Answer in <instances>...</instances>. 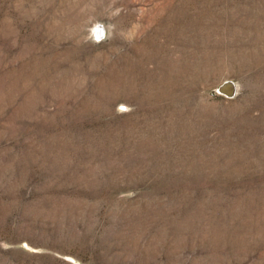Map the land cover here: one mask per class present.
<instances>
[{"label": "rangeland", "instance_id": "obj_1", "mask_svg": "<svg viewBox=\"0 0 264 264\" xmlns=\"http://www.w3.org/2000/svg\"><path fill=\"white\" fill-rule=\"evenodd\" d=\"M0 264H264V0H0Z\"/></svg>", "mask_w": 264, "mask_h": 264}, {"label": "bare ground", "instance_id": "obj_2", "mask_svg": "<svg viewBox=\"0 0 264 264\" xmlns=\"http://www.w3.org/2000/svg\"><path fill=\"white\" fill-rule=\"evenodd\" d=\"M95 30H98L97 29V26H96V29ZM101 32H103V31H101ZM98 34H100V30H98ZM226 89H227V91H230L231 90L230 87H226Z\"/></svg>", "mask_w": 264, "mask_h": 264}, {"label": "water", "instance_id": "obj_3", "mask_svg": "<svg viewBox=\"0 0 264 264\" xmlns=\"http://www.w3.org/2000/svg\"><path fill=\"white\" fill-rule=\"evenodd\" d=\"M231 89V88H230ZM232 91L230 90V93H231Z\"/></svg>", "mask_w": 264, "mask_h": 264}]
</instances>
